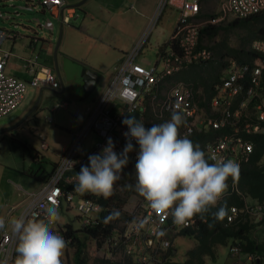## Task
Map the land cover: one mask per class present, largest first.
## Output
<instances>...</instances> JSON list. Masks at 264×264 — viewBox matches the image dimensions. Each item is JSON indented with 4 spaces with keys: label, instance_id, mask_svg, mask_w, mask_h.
Returning <instances> with one entry per match:
<instances>
[{
    "label": "built area",
    "instance_id": "2783aa9c",
    "mask_svg": "<svg viewBox=\"0 0 264 264\" xmlns=\"http://www.w3.org/2000/svg\"><path fill=\"white\" fill-rule=\"evenodd\" d=\"M166 2L179 6L176 32L171 40L176 42L179 53L168 49L160 56L162 69L157 66L144 67L134 62L139 47L158 21L159 14ZM40 6H45L62 22H67L68 15L63 14V0H40ZM264 9V0H223L220 10L225 15L232 13L238 17H247L249 14ZM199 10L197 0H158L157 6L141 33L143 37L137 45L127 54L126 60L121 64L116 74L107 85L98 102L87 119L82 122L76 131L73 141L60 156L50 175L44 180L35 192L22 191L27 199L19 218L26 220L45 219V210L55 202L57 209L72 207L77 212L79 227L89 228L98 222L99 202L94 198L85 196V193L75 191L76 175L68 174L88 163V156L96 154L106 145L107 138L111 137L116 145L115 151L121 152L125 146L123 133L128 129L119 123L127 115L142 113L146 109L145 100L159 119H166L173 112H180L187 120L188 131L195 128L207 130L209 126L223 130L217 137L205 142L203 150L206 156L215 155L217 158L233 159L239 163L240 168L249 161L254 144L250 136L264 137V57L261 65L254 68L252 83H243L246 78L248 66L238 64L232 60L223 69L224 75L221 83L216 86L215 96L210 99L211 108L204 112L195 98L191 83L176 81L174 85L163 90L160 88L166 78L175 70H179L188 63H198L212 59L211 51L206 47H198L199 30L202 23L194 16ZM222 19L212 18L207 22H218ZM5 34L0 32V38ZM255 47L264 53V41L256 42ZM9 52L0 57V119L14 111L21 103L26 90V83L37 87L39 84L54 87L57 79L52 70L40 66L38 69L31 63L29 80H23L5 72L6 58ZM262 83V85H261ZM256 88V89H255ZM244 94L233 99L232 96ZM258 96L254 99L255 96ZM254 99V100H253ZM119 103L120 110L114 112V104ZM62 107V104H55ZM206 110V109H205ZM51 121V119H47ZM99 136L94 147L86 153L83 146L89 134ZM38 150L35 159L38 161L43 151L47 150L48 142L43 132H38ZM135 151L129 154L130 162L136 163L138 145ZM77 149H80L78 151ZM264 165V156L261 159ZM83 196L80 197V195ZM101 209V207H100ZM134 218L121 222L112 229L100 248L97 256L106 260V264H169L174 262V237L181 229H188L195 225L199 217L193 219L187 226H178L173 223L171 216L157 214L151 209L148 201L143 197L133 210ZM239 215L248 217L254 222L264 220V203L246 201L242 208L231 206L226 215V222L231 223ZM142 225V226H141ZM264 225V224H263ZM262 225V226H263ZM53 231L64 237L56 223L52 225ZM165 235H158L159 232ZM67 243L70 239L64 237ZM17 236L10 231L0 233V264H14L16 258L15 248ZM72 250V247H68ZM264 257L257 251L249 249L243 239L230 241L228 247V260L226 264H263Z\"/></svg>",
    "mask_w": 264,
    "mask_h": 264
},
{
    "label": "rangeland",
    "instance_id": "374dc122",
    "mask_svg": "<svg viewBox=\"0 0 264 264\" xmlns=\"http://www.w3.org/2000/svg\"><path fill=\"white\" fill-rule=\"evenodd\" d=\"M38 1L40 0H33L34 6L35 7L37 6L38 8L34 9L33 11H29L31 14L28 13V10H25L24 11L25 14L19 15L18 17L23 18L26 15L31 16L33 14L35 15L38 14L39 23L42 24L44 20L46 23L48 22V20L52 23L53 34L50 36H53L55 34L57 36L59 32V28H60L59 21H61V19L56 18L50 12V10H48L43 5L41 6V8L44 10H47V12H44L42 14L38 13V11H40V6H39ZM95 1L96 0H94L91 3V6H93V9L91 10L95 14H100V12L103 9L97 8ZM104 1H113L114 2L113 5L117 6L119 13L113 16V18L109 21V23L105 25V30H106V33H108L107 34L108 36L103 37V40L105 41L109 40L108 44H112V42H114V44L117 45L118 47L119 46L118 43L120 41H129V39L133 37L134 32L136 31V26L134 25L132 18L134 19V16L136 15L138 11V8H139L138 2L143 1V0H139V1H136V0H104ZM197 1L199 3V10L194 17L197 18L198 21L201 22L203 26L220 25L221 28L216 32V34L212 37V39L205 38L203 39L204 41H202L201 43L202 45L201 48L210 47L211 50L210 49L209 50L212 53V59L210 60V62L197 65L198 70L195 69L192 73L199 71L200 75L204 79L198 80V82H194V80L189 79L190 82L189 81H186V82L192 84L194 93H196L197 91V95L203 94V91H202L203 87L208 85V83H215L213 85L214 93L209 98L206 105H204V107L211 108L212 104L209 103L210 99H212L215 96L216 86L219 83H221V77L224 75L223 73L224 65L220 63V60H221L220 53L222 52H225L228 54L232 53V51H229L226 48L227 47H230L233 49L236 48L238 46V38L246 37L249 33L247 29L245 28V26H247L246 24L237 25L234 27H231V25H228V24L236 18L245 19V18L251 17L253 15H256L264 11V9L258 12L249 14L247 17L241 18L232 13H226L224 15L222 11L220 10V4L223 0H197ZM2 2H0V11H2V13L0 14V32H3L5 35L2 38H0V44L3 40L7 39L8 37H10V35H12L11 32L15 33L18 36L17 39L24 38V36L26 37V35L39 37V38L46 37L47 35L46 31L43 30V28H41L38 23L29 21V20H27L26 22H22V21H19L17 17L15 16V10H17L16 7L18 6L22 7L24 4H26L25 0H11L8 2L7 5H5ZM11 4H13V6H11ZM131 5H133V8H130ZM170 6H175V5H171L168 2H166L165 7L161 12V15L159 14L158 16V19L160 18L161 20L160 21L158 20V22H156L157 24H155L152 27L150 33L148 34L146 39L143 41L142 45L139 47L138 53L134 58L135 60L138 54L140 53L138 58L136 59V62H139L144 67H147V68L152 67L153 65H155L156 61H158L157 63L158 70H161L163 67L162 62L160 61V56L163 55L165 51L157 57L158 49L165 41H167L171 37L172 34L176 32V27H175L176 19L173 16H169V14L176 13V10L175 8H172ZM175 7L179 10V12L181 11L179 6H175ZM81 8L82 7L77 8V14L80 16V18L78 19V17L75 16V18L71 19L70 24L75 25L77 21L79 23V21L84 15V12H83L84 9L82 10ZM220 17H222V19L218 22H209V23L207 22V20L210 21L212 18H220ZM16 23L18 25H16ZM89 25H94V23L90 22ZM101 26H104V24L102 23ZM261 26L262 24L259 22H255V23L250 22L248 25V27H250L251 29L259 28ZM66 29H67V26L65 24H61V33L65 34L63 31ZM84 31L87 35L90 33L89 30H84ZM78 35H79V30H76L72 35L69 34L70 40L74 42V40L78 37ZM142 37L143 35L140 34L139 38L137 39L133 47L129 51H127V53H125V55L121 59V63L119 64V66L123 64V62L126 60L127 54L133 50V48L137 45L138 41ZM7 41L11 42V40H7ZM7 41H4V42L8 43ZM263 41H264V38L263 39L257 38V39L252 40V42L249 44L245 43V50L246 51L250 50L253 55L251 57L248 56L242 62H240L248 66L246 78L242 80L243 83H252L251 79L253 76L254 68L261 65V58L264 57V53L263 51L255 47V43L263 42ZM173 42L176 45V42L175 41ZM17 46H18V42H17ZM14 50L15 49H13V51ZM174 51L178 53L180 52L177 46H176V49H174ZM5 52L7 51H4L3 54L0 55V57L3 56ZM226 59H229L228 55L224 57V59H222L221 61L223 63L225 62L227 63ZM189 64L191 63H188L186 65H189ZM31 65L32 64L28 62V65H27L28 72H29V69L31 68ZM184 66H182L181 68H183ZM93 70H95V67H93ZM175 71H178V70H175ZM214 72H218L219 77L217 81L212 82L211 79H212V75L214 74ZM115 74H116V71H115ZM174 84H175L174 82L170 84L166 83V88ZM41 85L42 84H39V86ZM39 86L34 87V86H31L29 83H26V90L24 92L22 103L16 109H20L24 113L28 111L32 107L33 105L32 103L37 96L38 89L40 88ZM95 90L96 91L94 92V94H92V92L88 94V96H91L92 94L95 100L94 101L87 100V102L85 103L86 108L83 107V110L86 111V114L92 111L96 101L99 98V96L96 97V94L98 93V88H96ZM46 94H48L47 97H45ZM243 95H244L243 93L237 94V95L232 96V98L236 99ZM59 97L60 95L54 92H51L49 90L43 89L42 97L36 107L35 113L31 116V119L26 120L23 123L22 127L15 129V131L19 133L18 137L9 142L8 141L6 143L2 142L0 144V183L5 182L7 184L6 186L3 187L5 191L20 192L21 189H17L18 185H16V183L20 182V180L23 181V184L24 182H29V183L38 182L37 180H34L30 176L27 175V172L31 170L35 171L36 168L40 165L38 162L41 160V158L40 160H38V162H36L37 160L34 162L31 158L33 151H35L36 149L38 150V145H39L36 132L38 133V131L43 130V128H49L52 130L51 132L49 131H45L46 133L43 132L46 139H48L49 150L46 152V154L51 158L50 160H53V158H56L57 154L63 151L73 141L76 134H74L72 138L69 135L68 130L70 129V126L72 124L74 123L78 124L79 122V120H77L73 116V110H72L73 103L66 97V101L69 102L70 104L68 110H61L57 113L50 112L51 107L55 103L59 102V99H57ZM257 97L258 96L256 95L254 99ZM14 111H12L11 113H13ZM204 112H209V110H204ZM50 117L52 118V121L47 122V119ZM170 118L171 116L161 121L158 120V124L163 123L169 120ZM123 119L124 118L119 120L120 124H122ZM187 125L188 124L186 122L180 127L179 131H180L181 136L189 137L192 133L197 131L195 128H193L192 131H188ZM207 130H210L212 132V137L210 139L217 137L220 133L223 132V130L214 129L211 126H209ZM98 139H99V136L95 135L94 133L89 134L87 136V138L83 142V146L87 149L86 153H88L94 147ZM47 155H46V158L49 159ZM42 166H44V168L47 171L50 170L51 168V166L48 165L46 160H44V162L42 163ZM127 168L128 167H126L125 170ZM21 188H22V185H21ZM142 198H143L142 196L140 198H137L136 196H131L128 201V204L124 206V209L128 211L130 215L131 214L133 215L134 208L137 207L138 202L142 200ZM99 211H101L100 206H99ZM59 213L61 217V219L58 221L59 223L62 224L65 221H71L75 226L79 225L78 218H77V212L74 208L69 207L67 210H62V211L59 210ZM122 222H125V221H122ZM120 224L121 222H119L116 226H119ZM256 229H257V232L255 233V236H257V238L262 237L264 234L261 231L262 226L257 225ZM194 243H195L194 238L189 237V236H180V234H177L173 239L175 259L178 260L179 262H184L186 260V252L194 246ZM229 244H230V241L226 245L217 247L216 252L214 253L215 254L214 257H209V256L203 257V262L201 264H226L228 260ZM92 253L95 255H98L96 254V252L93 251V249H92ZM67 258L71 262V259H72L71 249L67 250L66 254L64 253V256L62 257L63 260H66Z\"/></svg>",
    "mask_w": 264,
    "mask_h": 264
},
{
    "label": "clouds",
    "instance_id": "9594fccd",
    "mask_svg": "<svg viewBox=\"0 0 264 264\" xmlns=\"http://www.w3.org/2000/svg\"><path fill=\"white\" fill-rule=\"evenodd\" d=\"M185 123L180 112H173L163 123L146 127L143 121L125 116L122 124L125 146L119 153L111 137L99 153L88 156V163L76 175L75 191L90 193L105 200L116 194L115 185L124 175L130 162L129 154L138 145L135 163L134 187L148 201L157 214L171 216L173 223L187 226L194 218L207 221L209 214L223 219L224 207L216 209L229 189V178L238 180L240 165L233 159L206 156L198 144L181 136L180 127ZM80 151V149H77ZM121 213L113 211L104 222L119 219ZM61 219L52 202L45 210V219L26 220L13 218L12 231L17 236L14 264H62L67 242L53 231L52 225ZM142 226V225H141ZM208 227H213L209 223ZM5 219L0 217V229ZM158 235H165L159 232Z\"/></svg>",
    "mask_w": 264,
    "mask_h": 264
},
{
    "label": "crops",
    "instance_id": "0c3cea01",
    "mask_svg": "<svg viewBox=\"0 0 264 264\" xmlns=\"http://www.w3.org/2000/svg\"><path fill=\"white\" fill-rule=\"evenodd\" d=\"M9 1L0 0V2L4 4L8 3ZM63 1H64V5L62 7V11H63V14L69 16V19L65 23L61 21L59 22H60V28H61V24H65L67 26V29L63 31L65 34L60 33V36L59 34H57V36L56 34L53 36H50L53 34V30H52V34H50L51 31L47 29H43L47 33L46 37L39 38V37L27 36V35L25 37L23 35L24 38L17 39L18 36L15 33L11 32L12 35H10V37H8L7 39L3 40L0 44V55H2L4 51H7L10 53L6 60L5 72L9 75L16 76L23 80L30 79L29 72L27 69L28 61H31V63H33L34 67L37 69L40 66H44V67H48L52 69V72L54 73L57 79V85L54 87H51V86L42 84L41 86H39L40 87L39 89L43 87L46 90H49L51 92H54L60 95V97L57 98L59 99V102L55 104H62V107L60 108L55 107V110H54L53 109L55 105L54 104L50 109L51 113H57L61 110L69 109L70 104L69 102L66 101V97L73 103V106H72L73 116L74 118L79 120L78 124L77 123L72 124L70 126V129L68 130L69 135L73 138V135L80 128L82 122H84L87 119L88 115L91 113L90 112L86 114V111L83 110V107H85V103L87 102V100H91V101L95 100L92 94H94V92L96 91L95 90L96 88H98V93L96 94V97L99 96L100 98L103 91L105 90L107 85L112 80L117 67L121 63V59L123 58L125 53H127V51H129L133 47V45L136 43L137 39L139 38L140 34L142 33L143 29H145L148 23V20L152 16L157 6L158 0H143V1L136 0V1H139L138 2L139 8H138L136 15L134 16V19L132 18V21L134 22V25L136 26V31L134 32L133 37L129 39V41H120L118 43L119 48L117 47V45L114 44V42H112V44H108L109 40L107 41L103 40V37L108 36L107 35L108 33H106V30H105V25L109 23V21L113 18V16L119 13L117 6L113 5L114 3L113 1L96 0L95 1L96 7L99 9L100 8L103 9L100 12V14H95L91 10L93 9V6H91V3L94 0H63ZM25 6H28V4L26 3L22 7H25ZM80 7H82L81 8L82 10L84 9L83 17L81 18L79 23L76 20L77 22L75 23V25L70 24L71 19L75 18V16H77L78 19L80 18V16L77 14V8H80ZM170 7L175 8L176 13L169 14V16H173L176 19V23H177L178 16H179V10L175 6H170ZM37 8L38 7L36 6L35 9ZM130 8H133V5H131ZM15 11L24 12L18 9ZM44 12H47V10L42 9L40 6V11L38 13L42 14ZM1 13L2 11H0V14ZM15 16L17 17L19 21H22V22H26L30 17H36L39 19L38 14L37 15L33 14L31 16L26 15L25 17L21 18V17H18L19 15L15 12ZM158 20L160 21L161 19L159 18ZM90 22L94 23V25H89ZM45 23L46 22L44 20L42 24H44L47 28L51 27L52 23L49 20L46 24ZM102 23L104 24V26H101ZM38 24H40V26L42 25L41 23H38ZM16 25L18 24L16 23ZM76 30H79V35L73 42L70 40L69 34L72 35ZM84 30H89L90 33L87 35ZM7 40H11V42H8ZM4 41H7L8 43H5ZM17 42H18V46H17ZM55 42L57 43V45ZM55 48H56V51H55ZM13 49L15 50L13 51ZM138 56L136 57V59L138 58ZM136 59L134 60V62L140 64L139 62H136ZM157 63L158 61H156L155 65L153 66H157ZM55 65L57 66V68L55 67ZM74 66H83L85 68H88L89 70H91V72L96 74V80L93 83L92 87L88 83L81 84V85L77 84L79 82L77 81V78H75L74 74H76L78 71L77 69L74 68ZM67 67H69L73 73L68 72V70L66 71ZM93 67H95V70H93ZM182 69L183 68L169 75L166 78V80L163 82L164 84L160 86V88L163 90L166 87V83L170 84L172 82H176L177 80L190 82L189 79L183 78ZM55 70L59 71L60 79L57 78L58 76ZM178 72H179V75L174 74ZM199 76H201L200 73H199ZM201 77L197 78V80H194V82H198V80H200ZM209 84L210 83H208V85ZM39 89H38V92H39ZM91 92H92L91 96H88V94H90ZM47 95L48 94H46L45 97H47ZM41 97H42V91H41ZM36 98L34 99L32 104L35 103ZM195 98H198L200 102L204 101V95L203 94L197 95V91L195 93ZM98 100L96 101V103L98 102ZM119 105H120L119 103L114 104V108H113L114 112H118L120 110ZM145 105H148L147 100H145ZM200 108L203 111L205 110L204 106ZM127 116L134 117L138 121L141 120L140 113H136L134 115H127ZM20 117L21 116H18L17 118H15L13 121L9 123L15 122L14 124H16V122L19 120ZM49 119H51L52 121L51 117ZM9 123H6V124H9ZM10 129L12 130L14 128H10ZM45 131L51 132L52 130L49 128H43V130L38 131V132H45ZM47 142H48V139H47ZM66 148L63 151L59 152L56 158H53V160H50L51 158L46 154V152L49 150V144H48L47 150L43 151L41 154V157H40L41 160L39 159L40 160L39 164L42 165L44 160L57 162L60 156L66 150ZM36 151L37 149L33 151L32 155H35ZM46 155L49 159L46 158ZM33 161L35 162L36 159L34 158ZM32 179L37 180L35 178H32ZM37 181H38L37 183L24 182L23 184V181L20 180V182L16 183V185H18L17 189H21L20 192L5 191L3 187L6 186L7 184L5 182L0 183V217H3L5 219V228L0 229V233L4 231L5 232L10 231L12 229L10 221L13 218H19V215L27 202L26 197L22 195L21 192L22 191H26V192L37 191V189L43 183V181L41 180H37ZM21 185H22V188H21Z\"/></svg>",
    "mask_w": 264,
    "mask_h": 264
},
{
    "label": "trees",
    "instance_id": "16d2710c",
    "mask_svg": "<svg viewBox=\"0 0 264 264\" xmlns=\"http://www.w3.org/2000/svg\"><path fill=\"white\" fill-rule=\"evenodd\" d=\"M250 22H259L262 26L251 29L248 27ZM245 24L247 25L245 28L249 32L248 35L246 37L238 38V46L236 48H226L227 50L232 51V53H220L221 60L227 55L229 56V59H226L227 63H223L220 60V63L224 65L223 69L232 60H235L238 64H240V62H242L245 58L253 55L250 50H245V43L249 44L254 39L264 38V11L245 19L236 18L228 25L234 27ZM220 28V25H206L201 27L198 35V47L202 46L201 43L204 41L203 39H212ZM168 49H176V45L171 38L160 46L157 56ZM208 49H210V47H208ZM207 62H210V60L191 63L184 66L182 69L183 78L197 80V78L201 77L199 76V71L194 73L192 72L195 69L198 70L197 65ZM174 74L179 75V72ZM218 77L219 73L214 72L211 81H217ZM262 77L264 79V72ZM203 79L204 78L201 77L200 80ZM214 84L215 83H210L209 85L203 87L202 91L204 101L200 102L198 98H196L199 107L206 105L209 98L213 95ZM205 109L207 110L208 108L205 107ZM140 114V121H143L146 127H150L152 124H158V120H164L155 117L149 105H146L145 111ZM186 122L187 120H185V123ZM211 137L212 132L210 130L201 129L200 131L192 133L188 138L191 139L194 144H198L203 150L205 142L209 141ZM250 139L252 140L254 147L252 153L250 154L249 161L240 168L238 180L233 181L229 178V189L227 194L219 202L217 208L213 209V212H215L219 207H224L225 215L223 219H216L212 214H209L206 222L198 218L195 225L189 227L188 229H181L178 234H180V236H189L194 238V246L186 252V260L184 262L175 260L169 264H201L203 262V257H214L217 247L226 245L229 241L234 239H243L247 242V247L249 249L259 252L264 257V234L260 238L255 236V233L257 232L256 226H262L264 224V220L254 222L248 217L239 215L235 221L231 223L226 222V215L231 206L242 208L246 201L264 203V165L261 163V159L264 156V137L261 135H253L250 136ZM31 158L34 160L35 155H32ZM46 161L51 166L50 170L47 171L44 166L40 164L35 171L31 170L27 172V175L31 178L44 182L57 163L49 160ZM38 163H40V161ZM127 167L128 168L126 170H123L124 175L122 176V179L115 185L116 194L111 198L105 200L103 197L97 198L90 193H85V196L91 198L93 197L95 201L99 202L101 207V211L98 215V222L95 225L89 228H81L79 226H75L71 221H65L62 224L55 222L64 237L70 239V243H67L65 254L67 250H69L68 247H72L71 262L68 258L66 260L62 259V264H106V260L93 254L92 249L97 253L104 238L111 233L112 229L115 228L119 222L129 221L134 218V214L130 215L128 211L124 209V206L128 204L131 196H136L137 198L141 197L134 187H127V185H134L136 182L135 164L129 163ZM79 170L80 168L71 171L68 174H77ZM81 196H83V194H81L80 197ZM59 210L62 211L65 210V208H60L58 211ZM113 211H119L121 213L120 218L105 223V217H108ZM209 223L213 224V227L209 228ZM261 231L264 233V225L262 226Z\"/></svg>",
    "mask_w": 264,
    "mask_h": 264
},
{
    "label": "water",
    "instance_id": "95a60500",
    "mask_svg": "<svg viewBox=\"0 0 264 264\" xmlns=\"http://www.w3.org/2000/svg\"><path fill=\"white\" fill-rule=\"evenodd\" d=\"M6 1H9V0H6ZM11 1V0H10ZM26 1V3L28 4V6H25V7H16L18 10H22V11H25V10H28V13H30L29 11H33L34 9H35V6H34V4L32 3V1L33 0H25ZM8 3H5V5H7ZM11 6H13L12 4H11ZM18 15H21V14H24V12H18V11H15ZM39 12V11H38ZM29 21H33V22H36V23H39V19L38 18H36V17H30L29 19H28ZM41 28H43V29H47V30H49V31H51L50 32V34H52V30H53V27H52V24H51V27L50 28H47L44 24H42L41 26H40ZM60 30H61V28H59V32H58V34H59V36H60ZM59 36H58V38H59ZM56 45H57V43H56ZM55 51H56V48H55ZM69 66V65H68ZM55 67L57 68V66L55 65ZM74 68L75 69H77V73L76 74H74V76H75V78H77V81L79 82V83H77V84H79V85H81V84H89L91 87H92V85H93V83L95 82V80H96V74L95 73H93V72H91V70H89L88 68H85V67H83V66H74ZM68 70V72H70V73H73L71 70H70V68L69 67H67L66 68V71ZM56 71V70H55ZM56 74H57V78L58 79H60V76H59V71H56ZM76 81V80H75ZM44 88L42 87L41 89H39V92H38V95H37V98H36V100H35V103L32 105V107L28 110V111H26L25 113H22V111L20 110V109H16L13 113H11L10 115H8V116H6V117H4V118H2V119H0V125L1 124H6V123H9V122H11V121H13L15 118H17L18 116H21L20 118H19V120L16 122V124H14L12 127H10V128H15V127H17L18 125L20 126V125H22L27 119V117H29V115H31L32 114V112L35 110V108L37 107V104H38V102H39V100H40V97H41V91L43 90ZM49 89V88H48Z\"/></svg>",
    "mask_w": 264,
    "mask_h": 264
},
{
    "label": "flooded vegetation",
    "instance_id": "af4514ba",
    "mask_svg": "<svg viewBox=\"0 0 264 264\" xmlns=\"http://www.w3.org/2000/svg\"><path fill=\"white\" fill-rule=\"evenodd\" d=\"M35 113V111L32 112L31 115H29V117H27L26 119L29 120L31 119V116ZM15 122L9 123V124H3L0 125V144L2 142L6 143L7 141H11L14 140L15 138H17L18 136V132L15 131V129H18L19 127H22V125L14 128V129H10V127L14 124ZM6 127V128H5Z\"/></svg>",
    "mask_w": 264,
    "mask_h": 264
}]
</instances>
